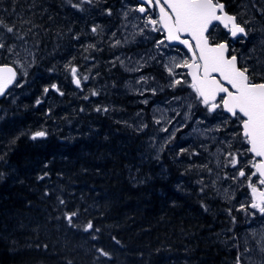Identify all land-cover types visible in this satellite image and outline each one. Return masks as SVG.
I'll use <instances>...</instances> for the list:
<instances>
[{
    "label": "trees",
    "instance_id": "obj_1",
    "mask_svg": "<svg viewBox=\"0 0 264 264\" xmlns=\"http://www.w3.org/2000/svg\"><path fill=\"white\" fill-rule=\"evenodd\" d=\"M220 2L228 11L236 4L264 20L255 0ZM69 6V0H0V20L15 28L10 35H24L36 46L49 89L44 99L56 105L45 103V124L32 118L46 138L20 141L9 168L0 167V264H236L219 230L222 223L232 227L231 207L201 184L187 191L174 185V175L155 177L140 148L146 130L83 110L87 101L65 65L81 70L89 58L101 61L99 29L116 20L111 14L94 21L93 47L74 55ZM71 212L77 215L69 225ZM89 221L93 230L86 232Z\"/></svg>",
    "mask_w": 264,
    "mask_h": 264
},
{
    "label": "rangeland",
    "instance_id": "obj_2",
    "mask_svg": "<svg viewBox=\"0 0 264 264\" xmlns=\"http://www.w3.org/2000/svg\"><path fill=\"white\" fill-rule=\"evenodd\" d=\"M255 2L264 13V6H261L260 1ZM69 3L67 9L72 20L70 25L73 24L72 31L75 32V46L72 47V52L75 50L74 55L82 53L79 49L82 37L84 50L93 44L89 36L92 34L90 31L94 21H98L101 16L107 20L110 17L108 10L115 15L116 20V24L110 22L109 27L99 29L103 36L97 38L96 50L100 52L98 56H101V61H94L88 55L80 57L82 61L89 58L85 64L91 66L86 74L82 73L81 76L82 86L85 84L82 90H88L85 95L79 92L87 101L83 110L87 113H102L103 109L107 108L105 114L111 116L114 122L139 132L146 130L140 148L144 161L152 164L155 177L163 178V173H167V180L174 175L172 182L177 188L182 187L188 191L193 185L201 184L204 190L215 192L220 202H225L231 207L233 218L237 222L233 229L225 228V225L221 224L219 230L225 245L232 246L243 263L264 264V258L260 257L264 252L261 251L264 247V215L248 207L252 199L249 181L232 179L233 176H238L240 168L250 173L249 164L253 160L246 152L248 145L240 135L239 122L229 119L225 124L226 114L208 113L206 108L195 100L194 93L187 84L177 85L175 88L169 86L173 77L168 74L165 65L170 64L172 57L178 61L189 58L187 52L169 47L166 43V46L158 48L156 41L163 39L162 33L145 29L141 34L140 29L144 27V23L134 19L140 15L134 11L137 4L134 5L133 0H92L91 3L86 0L83 3L81 0H69ZM74 3L80 4L79 10L71 6ZM126 12L129 13L128 18L125 17ZM229 12L236 16L248 32V36L230 45V53L237 55L240 67L248 66L264 72V20L259 21L253 12L236 4ZM150 15L156 17L153 13ZM214 30L211 33L214 40L216 33L219 36H227L221 28ZM0 39L5 41V48L0 49L5 58L11 62L24 60V64L18 65L29 71L35 58L34 47L28 42L8 43L9 38L2 30ZM117 40L120 41L119 45L115 43ZM8 45H14L20 56H10ZM99 67L103 69V75L94 71L100 69ZM175 73V78H187L189 81L183 68L175 69ZM85 76L89 77L87 81L83 80ZM141 77H145L146 82L137 83ZM256 79L259 82L260 76ZM152 89H155V93ZM93 91L98 95L93 96ZM175 97L180 99H174ZM37 99L43 100L51 108L56 107L44 99V90L43 94H35L32 97L33 101ZM145 100L146 104L143 103ZM97 108L101 111H97ZM162 113L165 119L156 124L154 118H160ZM167 119H170L171 123H167ZM86 120L88 121L87 118ZM40 123H44L43 118H39L38 124ZM31 125L37 123L29 126ZM164 128L168 131H163ZM36 131H39L38 127ZM36 131H31L29 135L32 136ZM181 149L185 151L182 152ZM223 152L238 154L239 165L236 168L228 165ZM255 179L254 177L253 180ZM257 187L264 190V186L258 183ZM242 205L247 211L241 208ZM217 213L216 215H220Z\"/></svg>",
    "mask_w": 264,
    "mask_h": 264
},
{
    "label": "snow or ice",
    "instance_id": "obj_3",
    "mask_svg": "<svg viewBox=\"0 0 264 264\" xmlns=\"http://www.w3.org/2000/svg\"><path fill=\"white\" fill-rule=\"evenodd\" d=\"M83 2L85 0H81V3ZM86 2L91 3L92 0H86ZM71 6L80 9V4L74 3ZM149 9H158L155 18L148 14ZM134 11L141 14L134 19L144 23V27L140 29L141 34L145 29L163 34V39L156 41L158 48L166 46L165 42L168 44L176 42L184 45L191 53L189 58L182 61L172 57L170 64L165 65L168 74L173 77L169 86L175 88L177 85L187 84L194 93L195 100L202 104L208 113L227 114L224 119L225 124L229 119L239 122L240 135L248 145L246 152L252 155L253 160L249 164L250 173L244 168H240L238 176H233L232 179H247L249 181L248 187L251 190L252 199L248 207L264 215V190L257 187V183L264 186V72L248 66L240 67L237 55L229 54V41L214 42V38H211L212 31L218 25H222L232 39L246 36L245 27L237 22L235 16L225 12L224 5L220 0H140L139 6ZM108 14L111 15L110 10H108ZM128 15L129 13L126 12L125 17L128 18ZM0 29L8 34L15 31L14 26H7L2 20H0ZM91 31L96 33L98 27H93ZM17 39L23 40V37L18 36ZM115 43L119 45L120 41L117 40ZM5 46V41L0 39V49H4ZM89 47H93V45H89ZM8 52L10 56H20L14 45H8ZM24 63V60H19L13 61L12 64L0 65V96L6 95L10 86H20L18 64ZM257 63L259 64L260 61ZM177 68L188 70L184 75L191 78L190 82L187 78L183 80L175 78V69ZM65 69L70 72L72 82L76 87L81 88L78 68L68 64L65 65ZM257 76H260L259 82H257ZM88 79V76L83 77L85 81ZM142 81L146 82V78L141 77L137 83ZM51 88L59 91L56 84L51 85ZM44 91L47 93L49 89L45 88ZM152 91L155 93V89ZM60 94L63 95V93ZM92 95L95 96L98 93L93 91ZM174 99L179 100L180 98L175 97ZM143 103L146 104L147 100ZM97 111H101V109L97 108ZM103 111L107 112L108 109L105 108ZM164 119L162 113L160 118H154V122L160 124ZM166 122L171 123V120L167 119ZM143 127H147V125H143ZM162 130L168 131L167 128ZM46 136L47 133L40 130L33 133L31 138L35 140ZM181 151L183 152L185 149H181ZM223 156L228 165L233 168H236L240 163L236 153L223 152ZM220 166L218 162V167ZM254 177L255 180H253ZM60 203L63 204L64 201L61 200ZM241 208L247 211L243 205ZM76 215V212L66 214L69 225H72V218ZM91 230H93V223L89 221L84 231ZM98 251L102 256H108V253L103 249H98ZM261 251H264V247L261 248ZM239 262L240 257L238 256L237 264Z\"/></svg>",
    "mask_w": 264,
    "mask_h": 264
},
{
    "label": "flooded vegetation",
    "instance_id": "obj_4",
    "mask_svg": "<svg viewBox=\"0 0 264 264\" xmlns=\"http://www.w3.org/2000/svg\"><path fill=\"white\" fill-rule=\"evenodd\" d=\"M133 4L136 5L135 2ZM136 7H138V5H136ZM152 13L156 15V9H149L148 14L150 15ZM214 31L215 30L212 32ZM225 32L227 33L226 30ZM122 50L124 49H120V51ZM2 64H12V62L7 60L3 51L0 50V65ZM18 67V80L20 86H10V88L7 90V94L0 96V167L9 168V161L12 157H14L13 154L15 152V145L19 144L20 141L27 140L28 126L34 123L32 118H41V111L44 108L43 100L40 101V103H37L39 99H37V101L29 99L30 96L34 97L35 94H43V84L40 82L38 85H35V80H38L41 75L40 71L37 70L29 75V72H27L28 70L25 71L19 65ZM44 94L47 93L44 91ZM48 114L49 113H47V115ZM31 126L35 127L36 125ZM38 130H43L47 133V131L44 129V126L39 127ZM9 177L10 176L6 175V180L9 179ZM238 256L239 254L236 256V259ZM260 257L264 258V252ZM239 264L248 263H243L240 260ZM255 264H257V262H255Z\"/></svg>",
    "mask_w": 264,
    "mask_h": 264
},
{
    "label": "water",
    "instance_id": "obj_5",
    "mask_svg": "<svg viewBox=\"0 0 264 264\" xmlns=\"http://www.w3.org/2000/svg\"><path fill=\"white\" fill-rule=\"evenodd\" d=\"M139 4H140V0H136ZM224 5V4H223ZM158 10V9H157ZM140 14V13H139ZM228 14V13H227ZM230 15V14H229ZM220 26H222V25H220ZM223 27V26H222ZM240 37H244V36H240ZM239 37V38H240ZM231 38V37H230ZM232 39V38H231ZM167 43V42H166ZM168 44V43H167ZM169 46H173V47H176V46H179V47H182V48H184V49H186L187 50V48H185L184 47V45H181V44H178V43H176V42H173V43H171V44H168ZM188 51V50H187ZM189 55L191 56V53L189 52ZM186 72L188 71L187 69H184ZM189 79H191L190 77H189ZM258 159V158H257Z\"/></svg>",
    "mask_w": 264,
    "mask_h": 264
},
{
    "label": "bare ground",
    "instance_id": "obj_6",
    "mask_svg": "<svg viewBox=\"0 0 264 264\" xmlns=\"http://www.w3.org/2000/svg\"><path fill=\"white\" fill-rule=\"evenodd\" d=\"M108 22V21H107Z\"/></svg>",
    "mask_w": 264,
    "mask_h": 264
}]
</instances>
